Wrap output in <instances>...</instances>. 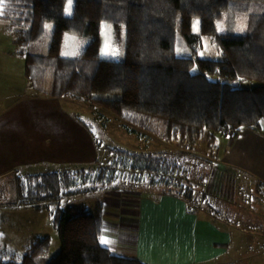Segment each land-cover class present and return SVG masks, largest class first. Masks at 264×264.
<instances>
[{
  "label": "trees",
  "instance_id": "trees-1",
  "mask_svg": "<svg viewBox=\"0 0 264 264\" xmlns=\"http://www.w3.org/2000/svg\"><path fill=\"white\" fill-rule=\"evenodd\" d=\"M66 2L3 0L0 7V23L7 22L15 35V54L25 59L26 77L35 88L41 89L38 80L42 77L44 81L50 69L53 98L106 109L165 142H178L192 151L208 137L211 158L219 157V134L234 140L244 129L264 133V11L249 17L245 34H220L216 24L226 12L251 2L263 4L264 0H74L71 17L65 14ZM6 6L16 9L13 16L3 15ZM195 18L200 20L199 34L192 30ZM104 21L113 23L116 43L121 28L125 29L123 60H101ZM48 23L54 25L48 54L27 53L28 45L44 34ZM178 33L195 55L203 47V37H212L222 51V60L179 56ZM66 34L89 40L81 57L61 55ZM195 68L198 73L193 72ZM216 74L222 79H210ZM241 79L255 80L259 86L237 88L234 83ZM105 93L117 98L97 97ZM110 151L130 161L140 173L156 178L157 183L161 180L152 188L160 190L159 197L182 193L192 201L191 207L200 208L202 204L210 216L225 214L213 206L206 188L196 191L187 178L173 176L171 170L177 165L170 162L171 152H142L123 146ZM109 170L115 171L104 168L99 179H104ZM88 175L86 169L17 174L16 199L6 206L37 212L56 206L51 220L62 249L47 258L51 238L37 235L30 239L19 260L0 258V264H144L116 254L102 242L105 218L100 201L93 213L75 205H61L63 192L76 186L79 176L85 180Z\"/></svg>",
  "mask_w": 264,
  "mask_h": 264
},
{
  "label": "rangeland",
  "instance_id": "rangeland-1",
  "mask_svg": "<svg viewBox=\"0 0 264 264\" xmlns=\"http://www.w3.org/2000/svg\"><path fill=\"white\" fill-rule=\"evenodd\" d=\"M65 7H68V0ZM74 0L71 4V12L65 14L71 17L74 13ZM4 16H13L16 9L13 7H4ZM264 11V3L251 2L249 5H243L238 10L226 12L222 19L217 24V31L220 34H245L248 30V20L252 14H260ZM6 24V23H4ZM193 33L199 34L201 30L200 20L198 18L192 21ZM4 29L0 26V65L11 61L10 68L12 73H1V77L6 82L4 84L5 91L11 93L12 90L27 94L36 95L39 99L44 100L41 102V108L55 107L57 114L66 115L67 119L73 120L72 131L76 138V144L79 147L89 145L94 148L93 152L83 154L77 160L65 161H47L44 168L40 171H58V169L73 170L74 172L86 169L88 177L84 180L81 176L78 177V184L71 189L63 192L64 198L61 201L62 206L75 205L81 208H86L87 211L93 213L97 209V203L100 201L104 208L105 226L110 224L116 230L122 231L126 220H123L121 213L127 211V208H135L137 199L144 197H151L159 199L158 188L156 185L161 184V180L157 183L156 178L150 177L140 173L134 169L133 164L128 160H121L117 155L111 153L110 148L116 146H123L130 150L136 151H157L165 150L171 152L170 162L172 161L177 165V169H172L171 173L180 175L189 180V186L197 190H204L206 188L209 193L210 201L216 209L228 210L231 205H236V210L243 208V214L248 213L246 209L252 204L256 206V201L263 197L256 196L258 192L253 190V179L245 172V168L240 166L233 159H224L225 145L229 144L232 140L218 135L220 145L219 157L211 158L209 150H207V138L204 137L199 143L196 144L195 150L187 149L183 144L178 142H165L154 135L143 131L138 128L133 122H125L119 117H116L108 110H103L98 106H90L84 102H76L69 98L56 99L53 101L52 80L53 71L49 69L45 73L44 81L38 80L42 86L41 89L35 88L30 85L27 91L28 78H26V61L21 57L15 55L17 47L15 45V35L12 31L4 25ZM53 23H48L44 27L43 35L36 41L28 45L26 52L36 55H47L51 47ZM118 43L115 42L114 25L111 22L104 21L101 26V39H100V55L101 60H123L125 48V29L121 28ZM204 43L201 51L197 55L193 53L188 46L186 38L178 33L176 51L177 54L185 58L194 59H209V60H222V51L215 43L212 37H203ZM61 55L63 57L78 58L81 57L85 49L89 45V40L66 34L62 43ZM3 52H11L13 55L2 54ZM115 53V54H113ZM10 58V59H9ZM7 65V66H8ZM10 71V70H9ZM198 73V69L193 70ZM22 75L19 80L17 75ZM213 81L221 80L219 75H210ZM237 88L252 89L259 86L257 81L241 79V81L234 83ZM100 98H117L115 95L107 94L97 95ZM29 98V97H27ZM50 101V102H49ZM68 128V129H69ZM71 131V129H69ZM251 131V130H248ZM255 135L264 139V133L252 131ZM86 137L85 140H78ZM114 168L115 171H108L104 179H99V174L104 168ZM42 172V173H43ZM238 172V173H237ZM240 173V174H239ZM239 175V176H238ZM86 190V191H85ZM178 194V193H176ZM172 195L179 200L186 201L187 206L194 210L200 217H207L209 221L214 223H224L227 219H223L222 215H211L207 213L206 207L200 208L191 207L192 201L186 200L185 195L179 193ZM170 196V197H172ZM184 196V197H183ZM10 185L9 182L0 181V258L7 261L19 260L26 249V245L31 237L29 229H35L39 235L51 238V249L47 258H52L61 252L62 245L59 234L57 233L53 222L51 220V212L56 209V206L51 207V210L43 211L32 218L27 215L17 216L12 215L11 210H6L5 206L11 202ZM140 200V199H139ZM189 201V203H188ZM196 208V209H195ZM122 210V211H121ZM234 210V211H236ZM115 211H118L115 213ZM235 213V212H234ZM257 213V212H256ZM129 222V221H127ZM243 227V226H242ZM244 228V227H243ZM242 230H245V228ZM254 228V227H252ZM255 229V228H254ZM26 230L29 232L26 233ZM235 231V230H233ZM246 231V230H245ZM258 232V231H257ZM29 240V241H27ZM105 240V239H104ZM253 243V242H252ZM233 251H243L245 248L233 246ZM2 251V252H1Z\"/></svg>",
  "mask_w": 264,
  "mask_h": 264
},
{
  "label": "crops",
  "instance_id": "crops-1",
  "mask_svg": "<svg viewBox=\"0 0 264 264\" xmlns=\"http://www.w3.org/2000/svg\"><path fill=\"white\" fill-rule=\"evenodd\" d=\"M4 25L8 27V23H0L6 30ZM11 63L0 65V181L9 182L13 203L18 173H42L39 169L47 161H75L83 154H91L94 148L85 146V142L83 147L77 146L74 132L69 128L74 125L73 120L58 115L54 106L42 109L44 100L36 95L27 94L23 98L25 93L5 91L6 82L1 81L4 80L1 73L11 74ZM17 77L22 79L20 74ZM26 84L28 91L31 84L29 81ZM221 144L225 145L224 159L234 158L252 177L253 190L261 186L262 191L256 196L263 199L259 198L256 206L248 207V213L243 214L240 212L243 208L239 211L236 205H231L228 210H222L225 212L222 218L227 220L223 224L214 223L190 211L186 201L175 196L141 197L135 208L121 213L122 221L126 220L122 231L110 224L104 227L103 240L111 242L104 244L116 254L139 259L144 264H264V139L244 129L229 144ZM5 208L17 216L34 218L41 213L28 208ZM29 230L32 234L29 240L39 235L37 230ZM233 246L245 250L233 251Z\"/></svg>",
  "mask_w": 264,
  "mask_h": 264
},
{
  "label": "snow or ice",
  "instance_id": "snow-or-ice-1",
  "mask_svg": "<svg viewBox=\"0 0 264 264\" xmlns=\"http://www.w3.org/2000/svg\"><path fill=\"white\" fill-rule=\"evenodd\" d=\"M71 4H72V0H68V7L66 8V11L69 13L71 12ZM2 5H3V0H0V7H2ZM102 242L105 244L111 243L110 241H107V240H102Z\"/></svg>",
  "mask_w": 264,
  "mask_h": 264
}]
</instances>
